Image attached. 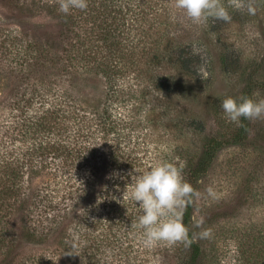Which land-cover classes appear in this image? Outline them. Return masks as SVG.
Here are the masks:
<instances>
[{
  "label": "trees",
  "instance_id": "trees-1",
  "mask_svg": "<svg viewBox=\"0 0 264 264\" xmlns=\"http://www.w3.org/2000/svg\"><path fill=\"white\" fill-rule=\"evenodd\" d=\"M1 1L19 24L16 32L4 28L0 40L8 77L0 91V264H141V244L134 248L126 235L133 214L141 212L129 199L132 177L145 172L143 155L131 146L143 123L135 115L143 114L154 92L173 90L176 73L196 71L188 31L178 41L169 34L178 24L169 16L173 0H87L86 10L67 15L57 0ZM253 2L255 15L229 8L231 23L213 20L205 31L215 34L224 72L245 83L238 97L205 102L218 128L208 129L182 169L196 191L222 147L263 150L264 119L241 118L238 127L222 109L226 97L259 100L264 89L263 42L251 38L263 48L252 55L242 41L224 36L234 23L243 28L247 19L264 18V0ZM36 20L42 26L30 25ZM185 122L206 128L202 118ZM248 180L237 186L244 198ZM195 198L182 210L195 242L177 249L175 264L202 262ZM245 230L241 264H264V228ZM69 249L76 254L64 255Z\"/></svg>",
  "mask_w": 264,
  "mask_h": 264
},
{
  "label": "rangeland",
  "instance_id": "rangeland-1",
  "mask_svg": "<svg viewBox=\"0 0 264 264\" xmlns=\"http://www.w3.org/2000/svg\"><path fill=\"white\" fill-rule=\"evenodd\" d=\"M221 2L229 10L228 0H221ZM4 4L0 0V30L2 32L0 40L4 36V28L16 32L19 24L16 12L13 8L5 7ZM169 16L178 21L175 28L169 31L170 36L178 41L180 40L178 35L184 34L183 31L187 30L186 40L202 50L203 59L196 57L195 73L191 75L176 73L173 90L154 92L150 103L143 102V114L135 115L137 120L143 117V123L139 124L141 127L134 136L136 138L131 146L134 145L137 154L143 155V171L145 172L162 162L172 163L182 171L185 166V157L195 155L198 148L202 147L208 129L213 131L218 128L213 113L205 108V102L209 103V100L225 95L238 97L245 83L242 77L231 76L222 69L215 44V34L205 32L214 22L213 19L209 18L200 25H193L177 13L173 3ZM33 22L34 24L30 22L31 26H42L40 21ZM242 26L243 28H240L236 26V23L228 26L224 36L242 41L241 45L246 54L255 53L260 56L263 48L256 47L251 38H259L264 44V18L259 21L247 19ZM249 40L250 42H247ZM198 69L206 73L205 79L202 80L198 76ZM7 80L6 72L0 65V91ZM257 93L259 99H264V89ZM122 109L125 110V108ZM124 112L129 116V109ZM187 116L202 118L206 128L200 130L195 123L186 124ZM261 141L257 140L259 146L260 144L263 146L260 155L255 154L250 146L229 145L217 151L212 166L197 190L200 195L195 198L196 221H203L202 227H197L198 235L204 229L211 230L210 237L202 239L205 249L202 262L196 264H241L240 244L241 242L243 244V235L248 232L245 229L252 226L254 231L263 230L264 141L260 143ZM246 176L249 177L250 192L244 198L237 191V186ZM210 186L216 193L215 198L209 196L206 191ZM106 209L101 202L97 210L101 223L106 217ZM133 215L132 227L126 235L133 242L134 248L141 244L138 250L141 264H175V253L182 244L172 247L159 245L151 249L145 248L141 243L143 230L135 226L142 211ZM121 231H124V228H121ZM242 249H245L243 245Z\"/></svg>",
  "mask_w": 264,
  "mask_h": 264
},
{
  "label": "clouds",
  "instance_id": "clouds-1",
  "mask_svg": "<svg viewBox=\"0 0 264 264\" xmlns=\"http://www.w3.org/2000/svg\"><path fill=\"white\" fill-rule=\"evenodd\" d=\"M59 11L65 15L71 10H86L87 0H57ZM173 7L184 19L193 25H200L209 18L231 23L232 16L221 0H173ZM228 7L235 11L246 10L249 15L256 14L253 0H228ZM191 56L203 59L202 50L193 45ZM198 76L203 80L206 73L199 69ZM222 109L229 122L241 125V118L255 121L264 119V99L254 100L241 97L239 101L233 97H226L222 101ZM209 196L215 198L216 193L210 186L207 188ZM129 199L139 204L142 215L138 217L136 227L143 230L141 243L151 249L159 245L172 247L177 244L191 246L195 238H189V229L183 223L182 210L191 203L193 197L200 194L187 182L180 168L172 163L162 162L150 170L132 177L129 189ZM203 221H196V227H202ZM210 229L199 233L200 239L209 238ZM72 250L64 255L72 256Z\"/></svg>",
  "mask_w": 264,
  "mask_h": 264
}]
</instances>
